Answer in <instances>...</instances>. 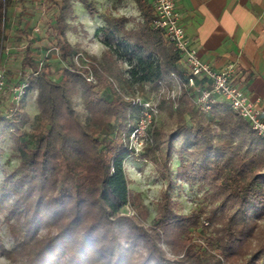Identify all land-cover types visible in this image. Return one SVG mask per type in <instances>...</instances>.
<instances>
[{
  "label": "trees",
  "instance_id": "1",
  "mask_svg": "<svg viewBox=\"0 0 264 264\" xmlns=\"http://www.w3.org/2000/svg\"><path fill=\"white\" fill-rule=\"evenodd\" d=\"M58 1L54 48L65 64L61 75L53 79L29 50L21 65L23 77L26 67L31 69L27 91H36L31 146L23 131L29 123L25 98L9 116L0 109V125L11 131L19 158L11 192L0 198V227L7 226L14 246L6 250L0 240V255L19 264H264V139L224 103L200 112L191 89L183 91L175 109L168 104L174 129L154 130L152 145L140 155L154 162L158 157L168 171L175 154V178L206 186L208 209L177 215L165 191L150 229L121 211L130 202L123 165L135 157L127 138L141 106L125 101L113 82L137 89L146 100L148 90L156 91L171 73L183 78L185 68L163 32L152 27L147 0H133L141 18L135 28L113 18L95 29L104 50L99 62L92 58L89 69L97 82L90 85L65 38L70 1ZM77 1L93 15L88 0ZM10 5L11 0H0V41ZM76 96L83 113L76 109ZM201 217L213 227L208 244L217 245L220 257L191 242L192 233H203ZM161 239L181 258L168 259Z\"/></svg>",
  "mask_w": 264,
  "mask_h": 264
},
{
  "label": "rangeland",
  "instance_id": "2",
  "mask_svg": "<svg viewBox=\"0 0 264 264\" xmlns=\"http://www.w3.org/2000/svg\"><path fill=\"white\" fill-rule=\"evenodd\" d=\"M69 1L71 12L65 17V38L77 52L73 56L74 65L81 72L86 70L85 80L90 79L87 82L95 86L97 81L89 68L94 63L92 58L99 62L104 50L94 35L95 29L103 27L105 21L113 18L126 19V27L133 29L140 23L141 18L133 0H88L94 8L93 15L88 14L77 0ZM57 3H59L58 0H11V5L6 9L7 19L0 45L2 53L7 49L6 69L10 81L8 80L5 95L0 100V109L3 115L9 116L10 114V89L16 86L19 77V79L23 77L21 65L27 50L31 53L32 61L38 67L41 65L48 66L53 79H57L65 68V64L59 60L54 48V18L58 15ZM30 72L31 69L26 67V74L23 78L27 77ZM13 77L17 80L14 83H12L14 80L11 82ZM113 85L117 93L130 104L138 100L149 101L158 110L157 116L145 129L144 136L137 140V143H141V146L138 147L139 156L128 159L123 165L128 181L130 202L121 211L143 228L150 229L158 214V204L165 191L168 192L170 200L175 204L177 215H187L200 207L208 209L210 195L206 186L201 188L197 183H181L175 178V169L178 164L175 154L170 159L168 171L158 157H156L157 161L154 162L140 155L152 145L154 130L168 134L174 129L175 119L170 116L168 104L175 109L184 90H179L170 76L165 79L162 85L157 87L156 91L148 90L144 95L146 100L142 99L135 88L126 89L116 82H113ZM35 94V89H31L27 91L24 97V107L29 117V123L23 131L26 133L25 140L29 146L32 145V135L29 130L35 123L38 113L35 105ZM74 104L76 109L83 113L81 100L78 96L74 98ZM163 152L164 147L162 146L161 153ZM18 163V152L14 145L12 133L10 130H3L0 125V198L4 194H10L11 184L19 174ZM166 176L169 177L170 184L166 182L164 178ZM200 223L203 226V233L198 235L192 233L191 242L203 250L206 255L211 254L220 257L217 245L215 243L208 244V237L214 236L213 227L203 217L200 218ZM261 225L264 226V220ZM0 240L6 250L13 248L14 241L5 224L0 227ZM158 245L168 259L181 258L182 255L172 254L162 239ZM0 264L19 263L11 262L0 255Z\"/></svg>",
  "mask_w": 264,
  "mask_h": 264
},
{
  "label": "crops",
  "instance_id": "3",
  "mask_svg": "<svg viewBox=\"0 0 264 264\" xmlns=\"http://www.w3.org/2000/svg\"><path fill=\"white\" fill-rule=\"evenodd\" d=\"M176 10L199 59L215 70L234 63L232 83L264 110V0H176Z\"/></svg>",
  "mask_w": 264,
  "mask_h": 264
},
{
  "label": "built area",
  "instance_id": "4",
  "mask_svg": "<svg viewBox=\"0 0 264 264\" xmlns=\"http://www.w3.org/2000/svg\"><path fill=\"white\" fill-rule=\"evenodd\" d=\"M147 3L153 13L152 27L162 31L166 41L181 55L185 75L182 78L175 73L170 74L178 89H191L195 93L194 104L202 113H208L214 105L224 103L245 120L258 137L264 139V110L258 100L251 101L246 93L232 83L235 64L228 63L223 69L215 70L199 59L197 50L191 46L185 34L181 16L176 10V0H147ZM2 54L0 45V100L5 95L9 80ZM19 78L16 86L10 89V114L26 96L29 86L27 77ZM135 103L140 104L141 113L127 138L132 156L138 155L141 143H137V140L144 136L145 129L158 114L156 106L149 101L138 100Z\"/></svg>",
  "mask_w": 264,
  "mask_h": 264
}]
</instances>
